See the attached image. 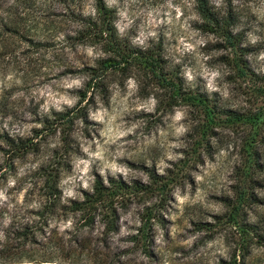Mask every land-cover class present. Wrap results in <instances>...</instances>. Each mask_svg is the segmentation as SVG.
<instances>
[{
    "label": "rangeland",
    "instance_id": "1",
    "mask_svg": "<svg viewBox=\"0 0 264 264\" xmlns=\"http://www.w3.org/2000/svg\"><path fill=\"white\" fill-rule=\"evenodd\" d=\"M105 3L116 12L118 34L135 45H151L162 72L176 76L185 90L208 95L218 109L253 113L264 104L256 90L264 80L238 76L232 64L238 51L202 28L193 0ZM210 3L217 12L232 15L234 33L247 47L244 58L261 74L264 0ZM94 15V0H0V261L20 253L11 222L25 221L28 210L38 206L43 192L35 185L37 168L55 145L61 156L50 168L60 174L64 199L81 198L96 178L147 183L149 172L166 177L163 195H139L120 206V231L107 240L108 250L120 255L115 264H214L227 259L238 237L227 220L229 204L240 187H247L244 143L256 137V129L226 121L224 115L202 125V112L184 101L166 112L168 90L158 87L142 65L133 66L128 76L108 74L102 90L77 106L88 79L86 68L101 52L75 35L81 17ZM66 109L69 119L56 126L52 114ZM17 139L32 145L26 149ZM254 140L264 165V132ZM251 176L250 191L264 200V172ZM159 197L164 226L154 227L153 256L148 258L127 236L143 207ZM247 206V217L264 226L263 205ZM76 220L60 211L49 218L63 239ZM102 228L96 220L93 228L77 225L75 230L93 244H103Z\"/></svg>",
    "mask_w": 264,
    "mask_h": 264
},
{
    "label": "trees",
    "instance_id": "2",
    "mask_svg": "<svg viewBox=\"0 0 264 264\" xmlns=\"http://www.w3.org/2000/svg\"><path fill=\"white\" fill-rule=\"evenodd\" d=\"M193 3L202 28L206 32L219 34L227 47L238 51L239 54L232 60L238 76L254 82L264 80V67L261 74L257 73L244 58L247 47L242 45L241 38L234 33L235 23L232 15L217 12L210 0H193ZM94 9V17H81L75 36L80 43L96 46L101 56L86 68L88 79L76 103L77 106L84 101L87 104L97 90H102V82L108 74L119 73L128 76L133 66L142 65L150 70L158 87L168 90L169 95L164 105L166 112H171L173 106L179 101H184L202 112V125H211L218 116L224 115L226 121L243 122L255 128L254 136L257 138L264 132V104L253 113L240 112L232 108L218 109L208 95L187 91L176 76L165 75L158 63L161 58L152 51L151 45L138 46L128 38L121 37L115 27L116 12L106 5L105 0H94ZM256 88L257 95L262 97L264 103V87ZM155 99L157 104L161 103L158 96ZM52 119L57 126L59 121L69 119V110L53 113ZM256 137L244 143L247 164L243 172L245 180L248 181L247 187H240L234 202L229 204L227 220L237 229V241L229 257L219 259L214 264H264V226L260 225L263 222L248 218L244 211L250 202L262 204L264 208L263 198L250 191L253 187L252 172H264V165L254 144ZM10 140L12 145L14 140ZM17 142L22 143L21 146L26 149L32 145V141L25 144L22 139H17ZM62 146H65V142ZM60 152L61 147L53 146L46 161L38 166V182L35 185L38 184L43 192L40 194L38 206L28 210L25 221L18 224L11 222L14 237L20 245V253L16 252L12 259L0 261V264H115V259L120 260V255L108 250L107 240L120 231V206L125 200L129 201L139 195L153 192L163 195L162 192L168 184L166 177L156 172L148 173L147 183L128 181L121 177L96 178L91 191L84 192L81 198L64 199L59 187L60 174L54 168H50L57 163L61 156ZM161 199L159 197L157 202L143 207L137 225L132 227L127 236L131 246L143 248L148 258L153 256L150 246L153 242L154 227L164 226ZM59 211L64 216L66 214L77 216V220L73 222V232L68 233V237L64 239L58 237V227L52 229L49 221V218L56 217ZM96 220L103 226L100 231L103 244H93L75 230L77 225L93 228ZM257 245L261 250L256 253L254 251Z\"/></svg>",
    "mask_w": 264,
    "mask_h": 264
}]
</instances>
